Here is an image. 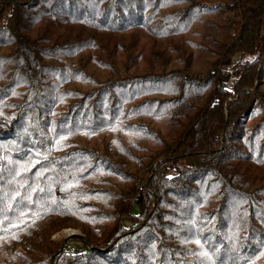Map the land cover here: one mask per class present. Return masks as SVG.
I'll use <instances>...</instances> for the list:
<instances>
[{
	"label": "trees",
	"instance_id": "16d2710c",
	"mask_svg": "<svg viewBox=\"0 0 264 264\" xmlns=\"http://www.w3.org/2000/svg\"><path fill=\"white\" fill-rule=\"evenodd\" d=\"M0 264H264V0H0Z\"/></svg>",
	"mask_w": 264,
	"mask_h": 264
},
{
	"label": "rangeland",
	"instance_id": "374dc122",
	"mask_svg": "<svg viewBox=\"0 0 264 264\" xmlns=\"http://www.w3.org/2000/svg\"><path fill=\"white\" fill-rule=\"evenodd\" d=\"M73 230L76 231V229L65 228V229L60 230L59 232H56L53 236L57 237V238L58 237H67L71 233V231H73Z\"/></svg>",
	"mask_w": 264,
	"mask_h": 264
},
{
	"label": "water",
	"instance_id": "95a60500",
	"mask_svg": "<svg viewBox=\"0 0 264 264\" xmlns=\"http://www.w3.org/2000/svg\"><path fill=\"white\" fill-rule=\"evenodd\" d=\"M71 235H80V232L78 230H73L71 231V233L68 235V236H71Z\"/></svg>",
	"mask_w": 264,
	"mask_h": 264
}]
</instances>
